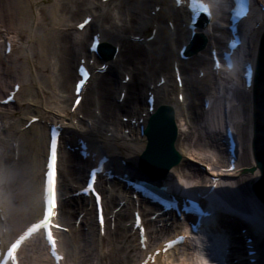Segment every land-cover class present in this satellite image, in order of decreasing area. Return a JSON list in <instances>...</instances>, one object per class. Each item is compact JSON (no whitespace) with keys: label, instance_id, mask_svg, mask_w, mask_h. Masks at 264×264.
<instances>
[{"label":"bare ground","instance_id":"6f19581e","mask_svg":"<svg viewBox=\"0 0 264 264\" xmlns=\"http://www.w3.org/2000/svg\"><path fill=\"white\" fill-rule=\"evenodd\" d=\"M49 0H0V39L4 37L13 36L16 39H22L24 43L23 49L14 48L10 57L2 55V47L0 45V91L8 86L14 80H19L22 83V88L18 91V100L20 102V109L5 108L0 113V120L8 123L7 127L1 131L0 135V168H1V182L2 190L5 189L4 183H9V192L2 193L1 201L5 206V216H7L9 231L8 236H14L24 225L32 221L40 215L41 202L39 201V186L41 185V170L43 165V156L47 140V132L43 125L32 124L27 130H23L20 138L19 159L16 167L11 170L10 147L8 143H1L2 140L13 138L18 134V129L24 124L20 121L21 116H42L43 118L62 121L66 126V137L70 141H76L77 136L83 137L90 143L92 152L107 153L110 157L109 166L114 168L120 158H124L130 168L138 170V160L142 158V152L146 148V138L142 137L138 131V135L132 134L126 137L125 140L121 137V127H129V123L123 125L120 120L122 115L127 114L129 117L135 116L137 121L141 117V112L146 111L145 92L150 79L167 75L166 83L163 88L156 90L157 98L155 107L161 104H168L173 106L175 110V120L178 129V134L183 131V128H188L184 118L188 114L190 118V131L184 137L182 142L176 141V147L180 153H183L182 161L179 165L173 166L169 170L168 175L164 181L173 182L175 178L179 181L176 186L189 187L190 193L199 190H204L208 187L209 177L216 176L218 161L215 164L213 160L205 161V158L198 159L203 161L211 167L210 172L202 171L200 166L194 165L191 158L196 159L195 150L202 148H212L220 144L214 140V136L220 134L224 127L226 119L233 124L236 133V142L238 156L240 163L238 167L247 168L245 173H241V178L238 179L235 175L230 173H219V181L213 193L216 203L219 208L229 211L234 215L245 214L247 219H250L251 224H254L252 231L253 240L250 244L252 248L257 249V254L254 258L257 259L254 264H264V202L258 199L256 194L251 190L253 184L261 178V165L255 160L252 151V138L255 133V126L253 121V92L246 91L241 88L237 77L228 78L227 80H217L208 72V60L206 56L209 54L210 40L214 38V43H221L222 36L226 33V23L223 21V12L221 6L214 2V33L215 35H208L210 38L208 45L204 50L199 51L195 57L190 58L189 61H181V75H182V90L185 101H187L186 110L183 109L177 100V86L176 81L172 78L171 60L173 53L171 49L174 45L179 43L187 37L188 32L180 30V17L182 9L173 8L166 4L165 10L157 13V17L151 20H144L142 14H147V9L152 8L155 4H159L160 0H118L117 6L114 4L117 0H111L107 3L106 11L102 16L94 19V22L86 28L83 32H73L64 30L67 20H79L83 13L96 9L98 0H58L57 5L49 4L46 7L47 21L45 27L42 26V9L38 7L40 2L47 3ZM114 4V5H113ZM36 6L38 8H36ZM40 6V5H39ZM43 8V7H42ZM112 8L118 9L119 26L113 24ZM40 9V10H39ZM35 10V19L32 18ZM110 10V11H109ZM139 13V14H138ZM177 14V15H176ZM263 15L260 14L258 18ZM124 17H129L128 24ZM68 18V19H67ZM167 18L173 19L175 22V33L172 35L167 28ZM35 21L36 27L34 25ZM157 22V32L153 41L145 46L129 41L127 34H138L139 29L145 23ZM245 23V22H243ZM165 24V25H164ZM247 24V23H246ZM245 24V25H246ZM151 25V24H149ZM102 28L103 42L115 45L118 43L120 49L118 51L117 60L111 64V70L104 74L95 76V81L89 84L84 94L83 101L76 110V113L82 112L86 118L92 120L91 126L84 122V120L77 119V124L73 125L72 119L76 117L69 109V104L65 96L69 94L62 93L68 90L72 81L75 79V72L73 64L75 56L82 51H86L87 36L93 30H100ZM264 31V24L260 29L253 32L250 36L251 43H253L252 53L254 57L258 55V41L262 32ZM18 39V40H19ZM78 40L79 47H74L73 42ZM35 43L38 47H35ZM154 50H150V48ZM10 58L14 59V69H9ZM118 67H123V71H130L131 79L126 86L127 92L122 104L114 102V95L122 85L115 75V71L119 73ZM204 68L206 74L202 79H196L197 68ZM6 71L7 76L2 74ZM122 72H120L121 74ZM190 75L194 77L191 78ZM93 85V94L85 103L87 93ZM221 87V94H217V88ZM64 90V91H63ZM203 91L206 94L213 96V102L209 110L203 111L202 98L199 92ZM236 103V105L232 103ZM94 104L98 105L100 109V116L96 117L93 114ZM224 104L229 105V115H224ZM197 116V118H196ZM145 122L148 116L145 117ZM257 120V119H255ZM264 120V119H263ZM263 122V121H261ZM112 126L111 136H108L109 127ZM124 129V128H122ZM195 130L192 134L191 131ZM264 129V127H263ZM135 130V129H134ZM214 132V133H213ZM216 132V133H215ZM210 133L211 136L209 135ZM211 137H214L213 140ZM220 144V154H224V146ZM261 160L264 162V141L261 142ZM188 148V149H187ZM189 148H191L189 150ZM193 151V152H192ZM258 151V152H259ZM59 171V190L60 197L68 193V181L77 183L83 179L84 170L89 166L88 161L78 159L75 151H66L64 148L59 149L58 159ZM220 161V160H219ZM79 165L80 169H75L74 166ZM20 174L21 181L18 188L13 185L16 183L17 174ZM243 176L245 178L243 179ZM28 179V182L26 183ZM112 193L110 198H105L106 192H103V205L105 206L106 214L112 210L115 205H118V198L125 197L124 186L122 182L113 180L110 183ZM18 190L17 192L15 190ZM104 187L101 185V190ZM264 189V187H263ZM26 194V198L22 203H18L19 194ZM189 193V194H190ZM18 196H17V195ZM130 208L123 207L115 214V232H111L107 228V236H115V242H108L109 247L106 249L104 240L97 235L96 221H93L91 212L85 211V215L81 220L82 225H89L87 232H81L80 229L76 231L72 221L75 219L76 211H82L86 207L76 199L61 200L59 202V220L63 223L71 224L73 234L67 237L62 234L61 247L66 248L67 258L64 264H135V259L138 257L137 252H132L131 247L136 242V236H129V228L124 227L125 219L130 217ZM235 209V210H234ZM238 209V210H236ZM145 216V211L141 209ZM230 214V213H229ZM216 223L220 227H224L225 232L232 233L238 226L234 221H228V214L216 213L214 217ZM154 228L155 224H147ZM246 226V225H245ZM178 225H174L169 230H176ZM82 236H90V242H83ZM219 244L213 247L210 253L214 257L224 256L226 241L219 240ZM196 243L199 244L200 249L188 243L191 251L188 252L186 247L180 250L184 251V259L182 261L174 260L171 264H214L208 258L205 244L207 241L201 237L196 238ZM76 245L77 248L74 246ZM245 242L234 239L232 241L231 255L234 257H241L242 264H249L245 260L246 249ZM92 247L93 251L89 256H84L86 249ZM103 251V252H102ZM29 253L26 260H22V264H47L42 261L43 253L42 247L37 242L30 243L25 246L21 253ZM102 252V254H101ZM77 255L78 259H75ZM71 257V258H70ZM68 260V263H67ZM156 264H165L156 262ZM253 264V263H250Z\"/></svg>","mask_w":264,"mask_h":264},{"label":"rangeland","instance_id":"374dc122","mask_svg":"<svg viewBox=\"0 0 264 264\" xmlns=\"http://www.w3.org/2000/svg\"><path fill=\"white\" fill-rule=\"evenodd\" d=\"M49 4H51V5H56L57 4V0H49L47 3H42V2H40V7H41V9H42V13H44L43 15H42V20H41V22H42V26H41V28L39 29V32L41 33V29H43V27H45L44 25H45V22H48L47 21V18H48V16H47V11H46V7H48V5ZM43 7V8H42ZM35 47H38L37 46V44L35 43ZM19 49H21L22 48V45H20V47H18ZM69 88V87H68ZM67 88V89H68ZM64 91V90H63ZM67 91V90H66ZM93 91H94V89H93V85H92V87L89 89V92L87 93V97H86V102H88V99L89 98H91L94 94H93ZM63 93H65V92H63ZM85 102V103H86ZM191 133L192 134H198V132L197 133H195V130L193 129L192 131H191ZM214 133V132H213ZM213 133H210L209 135L211 136V134H213ZM216 133V132H215ZM214 137H218V135L217 136H214ZM214 137H211V139L213 140V138ZM215 139V138H214ZM217 143H219V140L218 141H216ZM220 144L216 147H214V149H212V148H202V149H200V150H195V156L194 157H197L196 159H194V160H198V159H201V158H205V160H213V162L216 164L217 163V161H218V166L219 165H221V161H223V154H220L219 152L221 151L220 149ZM188 149V148H187ZM191 148H189V150H190ZM193 152V151H192ZM220 160V161H219ZM20 174L18 173L17 174V178H16V183L13 185L15 188L17 187L18 188V184H19V182L21 181V178H20ZM245 178V176H243V179ZM28 182V181H27ZM15 190V189H14ZM16 192L18 191V190H15ZM26 198V194H25V191H24V193H22V194H19V197H18V203L20 204V203H22L23 201H25L24 199ZM92 217H93V213H92ZM115 236H112V241H115V238H114ZM108 242H109V239H108Z\"/></svg>","mask_w":264,"mask_h":264},{"label":"snow or ice","instance_id":"6c2138e0","mask_svg":"<svg viewBox=\"0 0 264 264\" xmlns=\"http://www.w3.org/2000/svg\"><path fill=\"white\" fill-rule=\"evenodd\" d=\"M87 23H89L88 20H85L83 24H80L79 27L83 28ZM195 35L196 33H192ZM98 47V42H94L92 45V51H95L96 48ZM183 55V53H181ZM81 73V79L77 82L76 84V92H77V97H79V92L81 88L84 86L86 83V77L88 76V73L86 70L81 68L80 70ZM11 100H5L3 101L4 103H9ZM76 103L79 104V98H77ZM58 139H59V134L56 129H52L51 131V139H50V145H49V154L52 160V167H53V174L55 175V163L57 159V146H58ZM94 180H95V172L91 174V178L89 179L87 186L83 189L85 193H93L94 192ZM97 203L99 204V196L97 195ZM100 222L101 225L103 224L102 220V214L100 215Z\"/></svg>","mask_w":264,"mask_h":264},{"label":"water","instance_id":"95a60500","mask_svg":"<svg viewBox=\"0 0 264 264\" xmlns=\"http://www.w3.org/2000/svg\"><path fill=\"white\" fill-rule=\"evenodd\" d=\"M263 57H264V53H263ZM263 59V58H262ZM260 68H259V70H258V77H260V75L262 74L263 76H264V59H263V62H261L260 61V66H259ZM262 106H264V102L262 103ZM264 108V107H263ZM262 115H264V112H262ZM261 115V116H262ZM262 118L264 119V116H262ZM259 135H260V137H259V139L260 140H262L263 138H264V130H261V132H259ZM262 149V148H261ZM261 149H260V151H261ZM261 153H259V155H260ZM261 156V155H260ZM142 158L140 159L141 160V162H142V160L144 159V154L141 156ZM263 162V161H262ZM263 164H264V162H263ZM261 184L260 185H262L263 184V186H264V180H262V182H260Z\"/></svg>","mask_w":264,"mask_h":264}]
</instances>
